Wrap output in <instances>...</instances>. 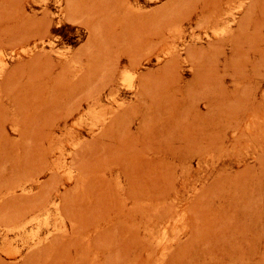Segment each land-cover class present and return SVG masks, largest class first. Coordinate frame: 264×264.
Returning <instances> with one entry per match:
<instances>
[{
    "label": "rangeland",
    "instance_id": "rangeland-1",
    "mask_svg": "<svg viewBox=\"0 0 264 264\" xmlns=\"http://www.w3.org/2000/svg\"><path fill=\"white\" fill-rule=\"evenodd\" d=\"M0 264H264V0H0Z\"/></svg>",
    "mask_w": 264,
    "mask_h": 264
}]
</instances>
